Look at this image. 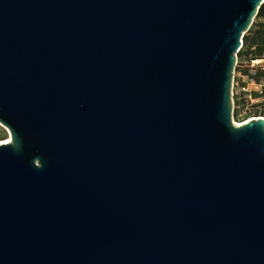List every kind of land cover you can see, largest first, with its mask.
I'll list each match as a JSON object with an SVG mask.
<instances>
[{
	"label": "water",
	"instance_id": "1",
	"mask_svg": "<svg viewBox=\"0 0 264 264\" xmlns=\"http://www.w3.org/2000/svg\"><path fill=\"white\" fill-rule=\"evenodd\" d=\"M263 3L0 0V264H264Z\"/></svg>",
	"mask_w": 264,
	"mask_h": 264
},
{
	"label": "trees",
	"instance_id": "2",
	"mask_svg": "<svg viewBox=\"0 0 264 264\" xmlns=\"http://www.w3.org/2000/svg\"><path fill=\"white\" fill-rule=\"evenodd\" d=\"M262 22L254 23L251 29L243 37V46L238 54V59H243L248 63L254 61L264 60V3L262 4L258 15L256 17ZM236 72L241 73L243 76L249 77L255 84L262 86L260 93H254L253 98L257 100L256 104L249 109L248 119L251 118H264V69L263 68H243L237 64ZM241 97L234 96L235 111L234 116L237 117L240 112V107L245 105L244 100H238Z\"/></svg>",
	"mask_w": 264,
	"mask_h": 264
},
{
	"label": "rangeland",
	"instance_id": "3",
	"mask_svg": "<svg viewBox=\"0 0 264 264\" xmlns=\"http://www.w3.org/2000/svg\"><path fill=\"white\" fill-rule=\"evenodd\" d=\"M262 20L255 19L254 23L258 24ZM238 64L243 68L256 69L260 68L256 63H248L243 59H238ZM261 88L259 85L255 84L247 76H243L239 72H235V82H234V96L241 97L238 100H244L245 105L240 107V112L237 117L234 116V121L236 124L241 125L247 122L249 116V109L253 104L257 103V100L253 98L254 93H260ZM11 141V135L9 131L0 124V144H5Z\"/></svg>",
	"mask_w": 264,
	"mask_h": 264
},
{
	"label": "built area",
	"instance_id": "4",
	"mask_svg": "<svg viewBox=\"0 0 264 264\" xmlns=\"http://www.w3.org/2000/svg\"><path fill=\"white\" fill-rule=\"evenodd\" d=\"M254 64L256 63V65H258L260 68L264 69V60H259V61H254ZM262 86H259V88H261Z\"/></svg>",
	"mask_w": 264,
	"mask_h": 264
},
{
	"label": "bare ground",
	"instance_id": "5",
	"mask_svg": "<svg viewBox=\"0 0 264 264\" xmlns=\"http://www.w3.org/2000/svg\"><path fill=\"white\" fill-rule=\"evenodd\" d=\"M9 143V142H8Z\"/></svg>",
	"mask_w": 264,
	"mask_h": 264
}]
</instances>
